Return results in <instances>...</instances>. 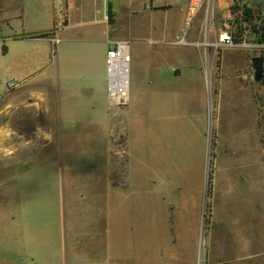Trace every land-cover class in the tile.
<instances>
[{"label": "crops", "instance_id": "crops-1", "mask_svg": "<svg viewBox=\"0 0 264 264\" xmlns=\"http://www.w3.org/2000/svg\"><path fill=\"white\" fill-rule=\"evenodd\" d=\"M0 4L1 70L12 77L0 93V264H159L172 231L180 238L200 226L211 120L215 223L230 230L235 261H264V122L237 76L246 53L237 63L238 49L224 48L216 64L194 45L199 21L177 45L181 0ZM115 41L130 43V87L112 118L105 55ZM34 150L46 156L34 161Z\"/></svg>", "mask_w": 264, "mask_h": 264}, {"label": "built area", "instance_id": "built-area-1", "mask_svg": "<svg viewBox=\"0 0 264 264\" xmlns=\"http://www.w3.org/2000/svg\"><path fill=\"white\" fill-rule=\"evenodd\" d=\"M184 9V21L181 36L176 44H185L187 32L200 22L199 33L203 36L202 42L194 45L211 51L215 63L220 61V51L224 48H237L245 51H255L262 48L256 43L259 34L264 35V6L261 13L255 10L252 0H227L226 6L221 9L224 0H181ZM264 2V0H263ZM220 13H223L219 15ZM219 15V16H218ZM221 19L220 25L216 21ZM215 34V41L211 36ZM253 41L255 43H253ZM130 43L115 41L111 43L105 55L106 71V105L112 118L117 112L127 107L129 103L130 87ZM218 71V65L214 67ZM7 86H12L7 83ZM208 92L213 94L215 84L211 77L208 79ZM114 138L118 146L125 151V132L116 131Z\"/></svg>", "mask_w": 264, "mask_h": 264}, {"label": "rangeland", "instance_id": "rangeland-1", "mask_svg": "<svg viewBox=\"0 0 264 264\" xmlns=\"http://www.w3.org/2000/svg\"><path fill=\"white\" fill-rule=\"evenodd\" d=\"M255 10L261 13V10L264 6L263 0H252ZM3 3V2H2ZM3 5L0 4V9ZM219 16V15H218ZM219 20V19H218ZM216 21V25H219L220 22ZM198 22V21H197ZM200 25V22L197 26ZM257 44L261 45L262 48L252 51L245 50H232L233 54L236 56V62L245 64L242 56L246 53V63L247 71L240 72L237 76L245 77L248 81L249 86L252 89V93L255 99L256 107L259 111L260 117L264 122V63H263V75L262 80L259 83H256L253 80V72L251 69L250 59L252 57L258 56L264 59V42H258ZM253 43H255L253 41ZM237 49V48H235ZM241 58V59H240ZM7 56L2 51L0 45V93L4 91L5 82L11 81L12 77L7 74L6 71L1 70V66H6ZM240 100L243 99V96L240 94ZM250 111V108H249ZM261 121V122H262ZM245 126H250L248 122H245ZM263 128V143H264V127ZM214 127L212 120L206 130V156H205V165H204V177H203V199L200 208V226L197 231L193 234L192 231H183L182 236L177 238L172 231L171 246L167 251L166 248L160 246L159 252V264H264L252 261H235L231 249V235L230 230L226 227H221L215 223L214 220V153H215V135ZM248 139L252 142L254 151H255V160H256V170L257 166L262 165L260 163L261 156L258 153V142L255 136L251 139ZM264 148V145H263ZM6 150H0V157H5ZM46 151L34 150L31 152L32 159L35 161L39 157L46 156ZM28 167L31 166V163L28 162ZM264 167V166H263ZM23 168L21 167H16ZM33 168V167H32ZM6 164L2 165L0 163V203L5 202V192L7 188L6 182ZM254 234V233H253ZM256 235V234H255ZM255 238H252V240ZM259 239V236L256 237V240ZM48 264H55V262H49ZM60 264V262H59ZM61 264H65L64 260ZM115 264V263H110Z\"/></svg>", "mask_w": 264, "mask_h": 264}, {"label": "water", "instance_id": "water-1", "mask_svg": "<svg viewBox=\"0 0 264 264\" xmlns=\"http://www.w3.org/2000/svg\"><path fill=\"white\" fill-rule=\"evenodd\" d=\"M250 63L253 72V80L256 83H259L262 80L264 59L262 57L255 56L250 59Z\"/></svg>", "mask_w": 264, "mask_h": 264}, {"label": "trees", "instance_id": "trees-1", "mask_svg": "<svg viewBox=\"0 0 264 264\" xmlns=\"http://www.w3.org/2000/svg\"><path fill=\"white\" fill-rule=\"evenodd\" d=\"M257 41L258 42H264V35L263 34H259V36L257 37ZM3 52H5V48L3 47L2 49Z\"/></svg>", "mask_w": 264, "mask_h": 264}]
</instances>
